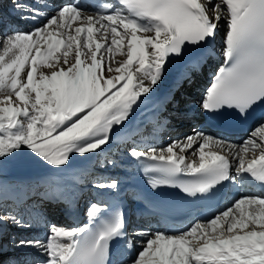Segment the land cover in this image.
<instances>
[{
	"label": "snow or ice",
	"instance_id": "obj_1",
	"mask_svg": "<svg viewBox=\"0 0 264 264\" xmlns=\"http://www.w3.org/2000/svg\"><path fill=\"white\" fill-rule=\"evenodd\" d=\"M12 2L18 19L33 27L0 34V168L43 162L64 172L77 156L107 151L172 62L214 40L221 21L224 67L200 107L247 120L264 105V0H115L95 12L75 2ZM152 123L166 128L168 117L160 111ZM125 155L142 165L152 189L172 187L187 198H207L245 180L264 187V122L240 145L193 129L167 145L133 140ZM106 166L117 161L99 165ZM90 183L118 193L121 181ZM86 216L81 227L51 225L44 239L13 236L9 226L33 224L0 198V264H114L120 241L135 249L127 264H264V191L243 194L178 231H129L123 211L104 202L90 203ZM28 249L40 258L21 259Z\"/></svg>",
	"mask_w": 264,
	"mask_h": 264
},
{
	"label": "bare ground",
	"instance_id": "obj_2",
	"mask_svg": "<svg viewBox=\"0 0 264 264\" xmlns=\"http://www.w3.org/2000/svg\"><path fill=\"white\" fill-rule=\"evenodd\" d=\"M2 1L3 0H0V16H2L4 21L7 20L8 22H6L3 25V29L0 30L6 32L10 28H18L21 31H26L33 27L31 23L21 21L18 19V17L15 18L17 11L12 5V0H7L9 5L12 6H9L7 1ZM30 1L25 0L26 5L32 4L33 1L35 3V0ZM74 2L86 8V6L81 4L78 0H47L49 5L57 6ZM99 8L100 7L89 8L90 10L87 11L95 12ZM47 10L50 11L51 9ZM17 24L21 26H18ZM6 25L7 27H5ZM225 33L226 23L221 21L218 34L214 40L210 41L209 44H207L203 49H199L194 57L187 59L181 64H171L164 82L156 89L155 94L152 95L149 100L145 101L139 106V108L136 109L135 116L133 117V123L118 134V136L112 142V147L110 149L100 153L99 156L91 157L90 159L86 160L84 164H81L82 166H76V168L74 167L70 173L65 175H63L61 172H58L56 169L47 165L46 163L41 162V166L37 173L41 174V180H44V183L40 181L41 184L39 186L44 188L46 187L47 189H45L48 190L49 193L44 196L45 192L43 194H37L38 190H29L27 188L25 190L19 188L25 193H21L19 190H16L10 192L8 195L13 196L15 199L18 198L15 203L19 202V204H17L16 207L20 208L21 206H24L25 203H29L30 200L35 199V203H37L39 206L38 208L44 209L45 213L46 209H48L47 207L49 206L48 203H53L52 207L49 209L51 210V212L49 211L51 213L50 218H54L56 216L57 210H60L59 212L63 214V218L60 220V222L65 224L67 228H75V222H79L86 217L87 208L89 204L92 203L90 200L88 201V199L85 200V204L83 202V209L80 211L81 207L79 208L77 206L78 199L84 200L85 194L91 191L92 197L98 198L100 196V193L94 190V187H92L91 183L88 184V181L90 182L93 177L117 178L121 181L120 189L122 188V184L127 185L126 188H128V185H130L128 182V175L129 170H131V166L126 163L133 162V160L125 155L126 149H118V146L127 148L133 140L137 144L151 143L159 146L163 145V143H166L165 139L169 138V140H176L182 131L183 134L186 132L188 134H192L193 129L210 133L201 126V123H199L197 119L198 115L202 114V108L200 107V104L206 95L207 89L211 85L210 82L205 84V81L201 79V76L205 70L211 69V63H220L219 61L222 63L224 61L222 47ZM207 57L208 59L206 61ZM219 67H221L220 64H218L214 69V74L218 72ZM186 76H190V79H185ZM195 88H200L198 93ZM170 101L173 102L169 104ZM160 111H163L164 114H171L172 117L168 118L169 120L166 128L155 129L152 122ZM174 118H177L176 123L169 124V121ZM180 127L182 128V131L179 133L175 132L179 131L178 129H180ZM149 130L151 132H149ZM137 132L139 134H137ZM163 134H166V136L162 137ZM148 135L150 136L147 137ZM231 142L233 144L240 145L237 139H234ZM191 158L192 157H189V159ZM106 159H115L117 161V167L113 168L106 166L103 169H101L99 166L95 167L96 165L103 164ZM90 163L92 165H90ZM87 164H89V166H87ZM75 176L76 178L74 179L73 177ZM230 185H232L231 189H238L243 194H247L249 192L245 181L241 184L230 183ZM130 191L131 193L135 192L131 189ZM32 193L35 194L31 195ZM112 194L119 198L126 197L123 196V193H120V190L118 193L112 192ZM228 199L232 200L233 197H229ZM75 201L76 203H74ZM130 201L132 200L129 199V202ZM136 202L137 204L135 205V209H133L131 204H128V208L131 210V215L140 213L139 207L144 206L141 198H137ZM93 203L97 202L93 201ZM125 203L127 204L128 201H125ZM41 214L42 213L37 211L36 214H34V216L31 218V221H37L39 224L45 223L48 218L45 217L46 215L42 216L43 214ZM142 216L143 215H141V218H143ZM144 218H146V216ZM147 218L150 220H148L150 222L148 227L152 231L157 229L173 231L175 229L170 228L165 224H161L160 219L153 218V216H148ZM130 223H128V226H130ZM134 251V248L130 249L124 243V241H120L114 250V264L127 263V261L130 260L134 254ZM32 256L33 255H30V258L24 257L21 259L28 260L31 259ZM129 256L130 259H128Z\"/></svg>",
	"mask_w": 264,
	"mask_h": 264
},
{
	"label": "rangeland",
	"instance_id": "obj_3",
	"mask_svg": "<svg viewBox=\"0 0 264 264\" xmlns=\"http://www.w3.org/2000/svg\"><path fill=\"white\" fill-rule=\"evenodd\" d=\"M4 1H7V0H3L2 2H4ZM28 1H30V0H28ZM215 2H216V0H212L213 4ZM30 3H31V1H30ZM33 3H34V1L32 2V4ZM7 4L9 5L8 1H7ZM12 5H9V6H12ZM209 7H211V5H209ZM86 10H90V9H86ZM19 15L20 14L17 12L15 14V18L18 17ZM6 22H8V21L7 20L6 21L3 20V23L0 24V29H3V25ZM1 25H2V27H1ZM18 26H21V25H18ZM5 27H7V25ZM2 32L3 31L0 30V34H2ZM124 58L125 57H122V56L121 57H119L118 55L116 56V59H119V60H122ZM113 66L115 67V64ZM195 81H196V79H195ZM171 102H173V101H170L169 104H171ZM165 115L168 118L172 117L171 114L170 115L169 114H165ZM176 121H177V118H174V119L169 121V124L170 123H176ZM262 122H264V120H262L260 123L256 124L249 131V134L259 124H261ZM184 129H186V128H184ZM178 130L179 131H175V132L179 133L180 131H182V128L180 127V129H178ZM149 132H151V131L149 130ZM182 132H181V134L178 136V138L176 140H183L185 136H188V135L191 134V133L188 134L187 132L183 134ZM206 133H208V132H206ZM208 134L212 135L210 133H208ZM249 134H246L245 136H242L239 140L237 139L238 143L241 144L243 141L247 140ZM149 136L150 135H148L147 137H149ZM163 136H166V134H163L162 137ZM220 139H223V138H220ZM165 140H166V143H163V145H167V144H169V143H171L173 141V140H169V138L165 139ZM167 140H169V141H167ZM124 148L125 147H119L118 146V149H124ZM189 157H191V156H189ZM28 159H29V161H31V157L30 156L28 157ZM85 162H86L85 159H83L82 157H78L77 156L71 161V167L66 169L64 172H61V173L63 175H65L67 173H70V171L73 170L74 167L76 168V166H82L81 164H84ZM95 163H97V162H95ZM90 165H92V164L90 163ZM99 165H96L95 167H97ZM40 166H41V162H29V163H25V164L16 163V162H7L2 168H0V183H2L4 185L3 191H0V198H2L3 200H5L7 202V205H8L9 208L21 210L23 212L24 216L33 224V227L31 229H24V230L16 229L15 227L9 226L7 231L9 232L10 235H13V236H18V235L20 236L21 235V236H25V237H28V238L38 237V238L44 239L48 235V230H49L51 225H57V226L66 227L65 224L60 222V220L63 218V214L61 212H59L60 210H57L56 216L54 218H52V217L50 218L51 210H49V209H50V207H52L53 203H50V202L48 203L49 204V206L47 207L48 209L45 208L46 211L44 213V209L38 208L39 206H38L37 203H35V199L30 200L29 203L27 202V203H25L24 206H21L20 208H18L16 206H17V204H19V202L15 203L18 200V198L15 199V198H13V196H8L10 192L16 191V190H19L21 193H25L21 189H25L26 190V188L29 189V190H35V191L38 190L37 194H43L45 192L44 196H46V194L49 193V191L46 190L47 188L45 187L46 188L45 189L44 187L39 186L41 184V182L44 183V180L43 181L41 180V174L37 173L39 171ZM87 166H89V164H87ZM22 176H24V177H22ZM73 178L75 179L76 176L73 177ZM89 183L90 182L88 181V184ZM19 188H21V189H19ZM33 194H35V193H32L31 195H33ZM241 195H243V194L240 193L239 195L235 196L232 200L227 202L218 211H220V210L224 209L226 206L230 205L235 199H237ZM28 196H30V195H28ZM85 196H84V200H79L78 199L77 206L79 208L81 207L80 211L83 209V202L85 204V202H86L85 200H87V199H88V201L90 200L89 199L90 198L89 193L85 194ZM74 203H76V201ZM37 211L39 213H42L43 214V215L41 214L42 216L46 215L45 217H47L48 219H47V221L45 223L39 224L37 221L36 222L31 221V218L34 216V214H36ZM131 219H133V216L131 217ZM192 223L186 224V225L180 227L178 230L185 229V228L189 227ZM148 228L146 227V224H144L143 222L132 220L130 228H129V231H131L133 229H143L145 231H148V230H150V228L149 229ZM139 239H142V238L138 237L137 240H139ZM25 252H26V255L22 256L20 258H24V257L30 258L29 257L30 255H33V256L31 257V259H28V261H33L35 259L40 258L39 254L34 249H28V250H25ZM10 255H11V253H10ZM128 258H130V257H128ZM123 264H127V263H123Z\"/></svg>",
	"mask_w": 264,
	"mask_h": 264
}]
</instances>
